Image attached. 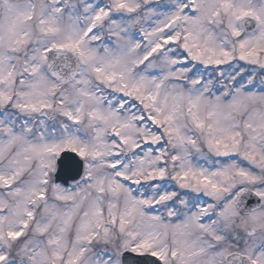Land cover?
I'll list each match as a JSON object with an SVG mask.
<instances>
[{
  "label": "snow or ice",
  "instance_id": "1",
  "mask_svg": "<svg viewBox=\"0 0 264 264\" xmlns=\"http://www.w3.org/2000/svg\"><path fill=\"white\" fill-rule=\"evenodd\" d=\"M0 264H264V0H0Z\"/></svg>",
  "mask_w": 264,
  "mask_h": 264
}]
</instances>
